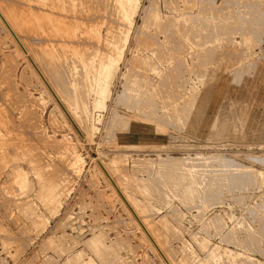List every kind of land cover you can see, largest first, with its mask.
Wrapping results in <instances>:
<instances>
[{"label":"rangeland","instance_id":"rangeland-1","mask_svg":"<svg viewBox=\"0 0 264 264\" xmlns=\"http://www.w3.org/2000/svg\"><path fill=\"white\" fill-rule=\"evenodd\" d=\"M42 1L0 0V264H264V0Z\"/></svg>","mask_w":264,"mask_h":264},{"label":"bare ground","instance_id":"bare-ground-1","mask_svg":"<svg viewBox=\"0 0 264 264\" xmlns=\"http://www.w3.org/2000/svg\"><path fill=\"white\" fill-rule=\"evenodd\" d=\"M43 1H44V0H43ZM43 1H42V2H43ZM39 2H40V1H39ZM136 2H137V1H136ZM53 3H54V2H53ZM133 3H134V2H133ZM66 5H67V4H66ZM73 5H74V3H73ZM76 5H77V4H76ZM18 6H19V5H18ZM56 8H57V7H56ZM75 8H76V7H75ZM49 9H50V8H49ZM176 9H177V8H176ZM43 10H44V9H43ZM51 10H52V9H51ZM119 10H120V9H119ZM144 10H145V9H144ZM144 10H143V11H144ZM41 11H42V10H41ZM83 11H84V10H83ZM42 12H43V11H42ZM127 13H128V12H127ZM131 16H132V15H131ZM44 17H45V16H44ZM58 18H59V17H58ZM58 18H56V19H58ZM62 18H64V17H62ZM79 18H80V17H79ZM81 18H82V17H81ZM131 18H132V17H131ZM145 18H146V17H145ZM181 18H182V17H181ZM185 18H186V17H185ZM189 18H190V17H189ZM38 19H39V18H38ZM91 19H92V18H91ZM101 19H102V18H101ZM146 19H148V18H146ZM149 19H150V18H149ZM192 19H193V18H192ZM40 20L42 21V18H40ZM43 20H44V19H43ZM59 20L62 21L61 18H60ZM80 20H81V19H80ZM88 20H89V19H88ZM93 20H94V19H92V21H93ZM182 20H183V18H182ZM184 20H185V19H184ZM218 20H219V19H218ZM41 21H40V22H41ZM44 21H45V20H44ZM61 21H60V23H61ZM85 21H87V20H85ZM97 21H98V19H97ZM145 21H147V20H145ZM230 21H231V20H230ZM37 22H38V21H37ZM55 22H56V21H55ZM80 22H81V21H80ZM93 22H94V21H93ZM126 22H127V21H126ZM148 22H150V21H148ZM178 22H179V21H178ZM180 22H181V19H180ZM211 22H212V21H211ZM217 22H218V21H217ZM50 23H51V22H50ZM52 23H54V22H52ZM58 23H59V21H58ZM91 23H92V22H91ZM145 23H146V22H145ZM183 23H184V22H183ZM186 23H187V22H186ZM213 23H214V22H213ZM223 23H224V21H223ZM229 23H230V22H229ZM41 24H42V22H41ZM47 24H48V23H47ZM85 24H87V23H85ZM92 24H93V23H92ZM115 24H116V23H115ZM148 24H149V23H148ZM220 24H221V23H220ZM238 24H239V23H238ZM48 25H49V24H48ZM52 25H53V24H52ZM54 25H56V24H54ZM59 25H60V24H59ZM80 25H81V24H80ZM82 25L84 26V24H82ZM210 25H211V24H210ZM233 25H234V23H233ZM36 26H37V25H36ZM42 26H43V25H42ZM85 26H86V25H85ZM87 26H89V23H88ZM91 26H92V25H91ZM94 26L97 27V25H94ZM99 26H100V25H99ZM99 26H98V27H99ZM101 26H103V23L101 24ZM182 26H183V25H182ZM193 26H194V25H193ZM56 27H59V26H56ZM56 27H55V29H56ZM108 27H109V26H108ZM190 27H191V26H190ZM196 27H197V26H196ZM203 27H204V26H203ZM213 27H214V26H213ZM260 27H261V26H260ZM262 27H263V26H262ZM36 28H37V27H36ZM41 28H42V27H40V29H41ZM84 28H85V27H84ZM86 28H87V27H86ZM88 28H89V27H88ZM93 28H94V27H93ZM110 28H111V27H110ZM121 28H122V27H121ZM208 28H209V27H208ZM66 29H67V28H66ZM89 29H91V27H90ZM94 29H97V28H94ZM98 29L100 30V28H98ZM98 29H97V30H98ZM198 29H199V28H198ZM214 29H215V28H214ZM223 29H224V28H223ZM226 29H227V27H226ZM38 30H39V29H38ZM42 30H43V29H42ZM56 30H58V29H56ZM101 30H102V28H101ZM129 30H130V29H129ZM215 30H216V29H215ZM90 31H92V29H91ZM95 31H96V30H95ZM95 31H92V32L94 33ZM116 31H117V30H116ZM232 31H233V30H232ZM104 32H105V31H104ZM111 32H112V31H111ZM39 33H40V32H39ZM93 33H91V34H93ZM95 33H97V32H95ZM98 33H99V32H98ZM100 33H101V32H100ZM107 33H108V32H107ZM203 33H204V32H203ZM91 34H90V35H91ZM94 35H96V34H94ZM101 35H102V34H101ZM101 35H99L100 38H101ZM104 35H105V34H104ZM109 35L112 36V34H110V33H109ZM109 35H108V37H109ZM79 36H80V35H79ZM91 37H92V36H91ZM96 37H97V35H96ZM105 37H106V36H105ZM113 37H114V35H113ZM116 37H117V36H116ZM119 37H120V36H119ZM77 38H78V37H77ZM92 38H93V37H92ZM103 38H104V37H103ZM111 38H112V37H111ZM122 38H125V37H122ZM122 38H121V39H122ZM127 38H130V37H127ZM181 38H182V37H181ZM69 39H70V38H69ZM97 39H99V38L97 37ZM104 39H105V38H104ZM113 39H114V38H113ZM121 39H119V38L117 37V40H121ZM184 39H185V38H184ZM93 40H94V39H93ZM102 40H103V39H102ZM102 40H101V41H102ZM115 40H116V39H115ZM182 40H183V39H182ZM94 41H95V40H94ZM105 41H106V40H105ZM108 41H109V40H108ZM111 41H112V40H111ZM123 41H126V39H125V40L123 39ZM128 41H129V40H128ZM166 41H167V40H166ZM97 42H98V41H97ZM97 42H96V43H97ZM99 42H100V41H99ZM162 42H163V41H162ZM164 42H165V41H164ZM168 42H169V40H168ZM59 43H60V42H59ZM78 43H79V42H78ZM107 43H108V42H107ZM120 43H121V42H120ZM120 43H119V41H118V43H116V44H120ZM158 43H160V42L158 41ZM158 43H157V44H158ZM165 43H166V42H165ZM180 43H181V42H180ZM105 44H106V42H105ZM157 44H156V45H157ZM161 44H162V43H161ZM161 44H160V45H161ZM107 45H108V44H107ZM121 45H123V43H121ZM121 45H120V46H121ZM81 46H82V44H81ZM84 46H85V45H84ZM111 46H112V45H111ZM111 46H110V47H111ZM120 46H119V47H120ZM180 46H181V45H180ZM105 47H106V46H105ZM112 47H115L114 44H113ZM121 47H122V46H121ZM163 47H164V46H163ZM163 47L161 46V48H163ZM48 48H49V47H48ZM116 48H117V47H116ZM124 48H125V47H124ZM118 49H119V48H118ZM169 49H170V48H169ZM94 50H95V49H94ZM119 50H120V49H119ZM167 50H168V48H167ZM167 50H166V51H167ZM112 51H113V50H112ZM114 51H115V50H114ZM114 51H113V52H114ZM173 51H174V50H173ZM173 51H172V52H173ZM113 52H112V53H113ZM118 53H119V51H118ZM164 53H165V51H164ZM114 54H115V53H114ZM121 54H122V53H121ZM165 54H166V53H165ZM171 54L173 55V53H170V55H171ZM91 55H92V54H91ZM93 55H94V54H93ZM133 55H134V53H133ZM172 55H171L170 57H172ZM178 55H179V54H177V56H178ZM116 57H118V55H116ZM132 57H133V56H132ZM166 57H167V56H166ZM173 57H174V56H173ZM99 58H100V57H99ZM174 58H175V57H174ZM177 58H179V57H177ZM177 58H175V59H177ZM180 58H181V57H180ZM180 58H179V59H180ZM235 58H236V57H235ZM139 59H140V58H139ZM143 59H144V58H143ZM162 59H164V58H162ZM167 59H169V57H168ZM226 59H227V58H226ZM116 60H117V59H116ZM136 60H137V58H136ZM159 60H160V59H159ZM172 60H173V59H172ZM132 61H133V60H132ZM145 61H147V60L145 59ZM169 61H170V60H169ZM173 61H174V60H173ZM177 61H178V60H177ZM181 61H182V59H181ZM106 62H107V61H106ZM136 62H137V61H136ZM162 62H163V60H162ZM166 62H168V60H167ZM132 63H133V62H132ZM138 63H139V62H138ZM170 63H171V62H170ZM176 63H178V62H176ZM182 63H183V62H182ZM182 63L179 61L178 65H180V64H182ZM122 64H123V63H122ZM133 64H134V63H133ZM133 64H132V65H133ZM151 64H152V63H151ZM165 64H166V63H164V65H165ZM172 64H173V62H172ZM172 64H171V65H172ZM103 65H104V64H103ZM111 65H112V64H111ZM111 65H109L110 68L112 67ZM162 65H163V64H162ZM166 65H167V64H166ZM97 66H98V65H97ZM109 66H108V68H109ZM160 66H161V65H160ZM168 66H169V65H168ZM168 66H167V67H168ZM167 67H166V69H167ZM170 67H171V69L173 68V66H170ZM251 67H252V66H251ZM108 68H107V69H108ZM113 68H114V67H113ZM116 68H117V67H116ZM127 68H128V67H127ZM141 68H142V67H141ZM181 69H182V68H181ZM79 71H80V70H79ZM110 71H111V70L109 69V73H110ZM114 71H115V70L112 69V74H114ZM164 71H165V70H164ZM177 71H178V70H177ZM58 72H59V71H58ZM107 72H108V71H107ZM155 72H156V71H155ZM168 72H169V71H167V73H168ZM129 73H130V72H129ZM165 73H166V72H165ZM167 73H166V74H167ZM110 75H111V74H108V76H110ZM180 76H181V75H180ZM172 77H173V76H172ZM111 78H112V77H111ZM114 78H115V77H114ZM137 78H138V77H137ZM222 78H223V77H222ZM172 79H174V78H172ZM172 79H171V80H172ZM218 79H219V78H218ZM177 80H178V79H177ZM138 86H139V85H138ZM158 92H159V91H158ZM106 93H107V92H106ZM137 98H138V97H137ZM186 104H187V103H186ZM197 107H198V106H197ZM208 107H209V106H208ZM201 109H202V108H201ZM180 110H181V109H180ZM229 121H230V120H229ZM215 123H216V122H215ZM204 124H205V123H204ZM251 126H252V125H251ZM212 130H213V129H212ZM212 130H211V131H212ZM228 131H230V130H228ZM212 132H213V131H212ZM166 159H167V158H166ZM185 161H186V160H185ZM170 163H171V162H170ZM160 176H161V175H160ZM161 177H163V176H161ZM170 177H171V176H170ZM155 180H156V179H155ZM163 181H164V180H163ZM168 182H169V181H168ZM171 182H172V181H171ZM162 183H163V182H162ZM238 183H239V180H238ZM170 184H171V183H170ZM232 184H234V183H232ZM240 184H241V183H240ZM193 185H195V184H193ZM160 186H161V184H160ZM154 187H155V186H154ZM162 187H163V186H162ZM166 187H167V186H166ZM194 187H195V186H194ZM186 188H187V187H186ZM192 188H193V187H192ZM190 189H191V187H190ZM190 189L187 190V192H190V193H191L192 191L196 192L195 190L192 189V191H191ZM197 189H198V188H197ZM187 192H186V193H187ZM190 193H189V194H190ZM192 193H193V192H192ZM192 193H191V194H192ZM197 196H198V195H197ZM60 197H61V196H60ZM190 197L192 198V196H190ZM199 198H200V197H199ZM207 198H208V197H207ZM196 199H197V198H196ZM193 200H194V199H193ZM197 201H198V200H197ZM221 223H222V222H221ZM202 262H203V261H202Z\"/></svg>","mask_w":264,"mask_h":264}]
</instances>
